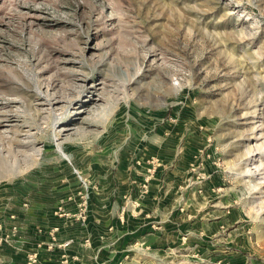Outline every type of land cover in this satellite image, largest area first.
Returning a JSON list of instances; mask_svg holds the SVG:
<instances>
[{"label": "rangeland", "instance_id": "374dc122", "mask_svg": "<svg viewBox=\"0 0 264 264\" xmlns=\"http://www.w3.org/2000/svg\"><path fill=\"white\" fill-rule=\"evenodd\" d=\"M192 153L195 237L131 239ZM0 264H264V0H0Z\"/></svg>", "mask_w": 264, "mask_h": 264}, {"label": "crops", "instance_id": "0c3cea01", "mask_svg": "<svg viewBox=\"0 0 264 264\" xmlns=\"http://www.w3.org/2000/svg\"><path fill=\"white\" fill-rule=\"evenodd\" d=\"M172 160L168 170L164 169L165 171H160L157 176L152 177L149 195L146 196L144 201H140L135 205L123 206L122 214L125 213L123 215L125 220L130 223V211H133L136 217L132 219L134 221L132 224H136L137 222V225H140L137 226L139 227V231L131 239L138 241L146 239L148 241L159 242L163 236H183L184 232L182 229L184 227L192 231L190 236L195 237L196 175L192 176L193 174L190 172L191 165L195 162L194 153ZM36 224L34 226L41 229L39 232H34L35 234L37 233L36 237L32 235L33 239H37L36 241L41 242V240H46L47 243L52 240L49 235L44 234L57 224V227H61V233L57 235L59 240L61 242L73 241L76 243L75 245H79V250L85 246L82 243L90 241L93 235L95 236L92 231L94 229L96 231L98 226L92 220L87 225H73L63 219ZM111 224H113V221H111ZM122 224L123 219L121 223L118 222V225L122 226ZM42 230H45V232L42 233ZM36 241L32 242L33 244L35 243L34 247H38L37 251L40 254L45 251L46 257H49L47 255L48 250L43 246H38ZM78 242L81 244H78ZM77 256L79 257L80 255L77 254Z\"/></svg>", "mask_w": 264, "mask_h": 264}]
</instances>
